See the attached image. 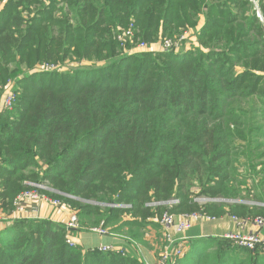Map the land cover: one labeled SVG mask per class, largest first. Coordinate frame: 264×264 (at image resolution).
Listing matches in <instances>:
<instances>
[{
	"label": "trees",
	"instance_id": "trees-1",
	"mask_svg": "<svg viewBox=\"0 0 264 264\" xmlns=\"http://www.w3.org/2000/svg\"><path fill=\"white\" fill-rule=\"evenodd\" d=\"M1 3L0 93L15 82L13 109L0 115L5 215L31 182L48 183L57 193L49 195L78 210L81 223L141 242L159 229L155 219L166 208L264 218L260 207H201L192 197L264 203V0ZM130 27L129 49L191 30L198 45L128 54L117 39ZM68 59L105 63L73 74L28 73ZM173 199L180 203L171 210L149 207ZM0 264L144 263L134 253L70 247L64 226L22 219L0 234ZM172 264H264V251L202 238Z\"/></svg>",
	"mask_w": 264,
	"mask_h": 264
},
{
	"label": "built area",
	"instance_id": "built-area-1",
	"mask_svg": "<svg viewBox=\"0 0 264 264\" xmlns=\"http://www.w3.org/2000/svg\"><path fill=\"white\" fill-rule=\"evenodd\" d=\"M134 36V32L132 27L128 29V31L124 32L122 35L119 36L120 42L125 43L126 40L132 38ZM185 38L177 39L176 41H166L162 45L163 52L168 53L172 51H179L182 47V43L184 42ZM141 48L148 47L144 43L139 45ZM15 102V95L10 91L7 94L4 100L0 102V108L2 112H8L13 109ZM31 189L22 192L17 196L14 202V209L15 211L18 210L19 218L14 214L12 215H5L0 214V221H8V222H15L21 220L22 213L26 211L27 208H31L32 210H37L43 206L44 203L48 204L54 213H56L59 209L63 207V204L60 200H56L52 198L49 194L54 193L55 191L50 187L48 183L43 184H32ZM68 198L75 199L71 196ZM195 203L199 206L204 207L207 204L213 203H221L218 199L212 198H196L194 199ZM223 202H226L223 200ZM229 203H237L238 201H228ZM180 200L173 199L165 203H154L150 206L156 205L157 207L164 205L168 207L169 210L173 209L177 205H179ZM112 209H120V208H127L130 209L131 206L113 204L110 206ZM3 215V216H2ZM263 218V217H262ZM255 218V219H244L242 221H238L237 218L233 217V219L239 223V225H247V224H254L257 228L264 227V218ZM26 219V218H25ZM216 218L205 214L202 210L199 212H195L191 215H181L177 217L174 213L167 212L164 217H162L160 221V226L162 228L163 236L168 241V249L165 253L162 254L160 264H172L175 263L178 259H182L187 254L188 250V238L185 236L186 232L189 231L194 225L196 224H203L205 222L215 221ZM246 220V221H245ZM245 221V222H244ZM243 222V223H242ZM80 228L79 220L76 213H73L67 222L65 229L68 232L67 235V243L70 247L76 246L75 243L72 241V238L69 236V233L72 231H78ZM93 232L100 236H108L110 235L109 231L105 230L104 228L99 227L98 229H94ZM224 239L233 240L235 244L240 248H245L251 251H254L257 248L264 249V239L261 237L260 233L255 232L248 235L243 234H236L230 233L226 234ZM100 252H111L116 254H121L125 256L127 251L124 249L117 248L112 245H101L98 249ZM147 264V262H145Z\"/></svg>",
	"mask_w": 264,
	"mask_h": 264
},
{
	"label": "rangeland",
	"instance_id": "rangeland-1",
	"mask_svg": "<svg viewBox=\"0 0 264 264\" xmlns=\"http://www.w3.org/2000/svg\"><path fill=\"white\" fill-rule=\"evenodd\" d=\"M3 2H4V0H3ZM3 8H4V3H1L0 4V11H2ZM258 16H260V14H258ZM200 18H201V20H200V23H199V25L197 27L198 29H200L202 27L201 25L205 22V20H204L205 17L203 15H201ZM120 30L122 31L121 35L124 32L128 31V29L126 30V29H122V28H120ZM191 31L193 33L192 32H185V33H183V36L180 37V38H183V37L185 38V40H184L185 44L182 45V47L185 48V49H190L193 45H195V46L198 45L197 44V37H196V34H195L196 30H191ZM166 39L167 40H165L164 42L173 41V40H170V38H166ZM117 40L120 42L119 38ZM163 40H160V41H158L156 43H151V44H147L146 43V45L148 47H145V48H141V46H139V45L143 44V42L135 44L134 46H133V44H131L132 48H130V49L128 47H125V43H121L120 42L121 45L124 46V47H122L120 45L119 46L121 48H123L124 51L126 50L128 54H139V53H145V52L162 53L163 52L162 45L164 44V42H161V41H163ZM104 63L105 62H97L95 60H90V59L89 60L88 59H73V60L68 59L65 62H58V63H46L45 62L43 64L36 65L33 69L31 68L28 73L37 72V73H46V74H48V73L58 72V73H61V74H65V73L73 74V73H76L79 70H84L85 71V70H89V69H94L95 67H98V66H103ZM13 69H14V67H13ZM14 84H15V82L12 80V81H10L8 83L7 87H5L2 90V92L0 93V102L5 99V97L7 96L8 93H10L11 90L13 92V89L15 87ZM3 113H5V112H2L1 108H0V115L3 114ZM26 183H27L28 187H32L31 185L34 184V183H31V182H26ZM194 187H197V186H194ZM54 193L57 194L56 192H54ZM199 194H200L199 192H196L192 197H194V199L202 198V197H200ZM55 199L56 200H60L61 203L63 202L59 198L58 199L55 198ZM218 200L221 201V204L229 205V208H231L234 204H243V205H247L250 209H252L253 207H260V208H262L264 210V203L263 202L254 201V200L245 201L244 199H236V201H238L237 203H229L228 202V201H233V200H224V199H218ZM223 200L226 201V202H223ZM87 204H91L93 206H96V205L104 206V207H110L111 205H113V204H103L102 205V204H98V203L93 202V201L87 202ZM0 205H1V203H0ZM63 205H66V204H63ZM150 205H149V207H153V208L156 207L157 208L156 205H154V206H150ZM67 206H69L71 208L70 205H67ZM162 206L164 208H166L164 205H162ZM124 209H127V208H124ZM71 210H72L73 213L77 214V217H78V220H79V226H80V228L78 230L79 232L83 231V233H85V234H93L94 233L93 232L94 229H98L99 227H101V228H104L105 230L109 231L110 235H108V236H112L114 234V232L109 229V228H112L111 226L108 227L107 225L103 226L102 224H100L97 227H95V226H92L90 223H87L89 218L86 219L87 225L81 223V218L79 217V211L76 210L77 211L76 212L72 208H71ZM167 212H168V210L166 208V210L163 212L161 218H159V219L156 218L155 219L159 223V229L152 228V231H153L152 233L145 232V235H144V238H143V242L135 240V239L129 237L128 235L127 236L124 235L125 237L128 238L130 243L133 245V249H134V251L137 254V258L139 260H141V262H143L144 264H146L145 262H147V264H149L148 262L151 263L152 258L155 259L156 262H159L158 264H160V260H161L162 254L165 253L166 250L168 249V241L163 236L162 228L160 226V221H161L162 217H164V215ZM193 213H195V212H181V213H177V214H174V215L177 216V217H180L181 215H191ZM0 214H4L2 209H0ZM263 216H264V211H263ZM256 218H262V217H258L257 216ZM48 220H51V219H48ZM237 220L238 221H242L240 219H237ZM0 223H3V221H0ZM238 225H239V223H238ZM239 226L240 227H246L245 224H243L242 226L241 225H239ZM159 234H160V236H158ZM95 235H97V234H95ZM97 236H100V235H97ZM72 241L75 243L76 247H80V244H77L74 241L73 237H72ZM229 241L232 242L233 245H235V242L233 240H229ZM120 249H122V248L120 247ZM189 250H190V245L188 247V250H186V251L188 252ZM127 254H129L128 251H127Z\"/></svg>",
	"mask_w": 264,
	"mask_h": 264
},
{
	"label": "crops",
	"instance_id": "crops-1",
	"mask_svg": "<svg viewBox=\"0 0 264 264\" xmlns=\"http://www.w3.org/2000/svg\"><path fill=\"white\" fill-rule=\"evenodd\" d=\"M203 25V24H202ZM201 25V26H202ZM14 214L19 218V211L15 209L13 213L10 214L14 216ZM73 214L71 208L67 205H63L61 209H59L56 213L53 212L52 208L44 203L43 206L37 210H32L31 208H27L24 213H22V219H35V220H48L51 219L56 224H60L62 226H66L69 221L71 215ZM21 219V220H22ZM12 225V222L3 221L0 223V234H4L7 232L8 227ZM151 229V228H149ZM153 231L150 230V233ZM259 232L261 237L264 239V227L257 228L254 224H247L246 227H240L238 222H236L232 217L220 216L217 217L215 221L205 222L203 224L194 225L189 231L186 232L185 236L188 238V247L192 241H196L198 239H221L223 240L226 234L236 233L243 235H250L252 233ZM68 235V232H67ZM69 236L73 239L77 244H80V247L84 250H94L97 249L101 245H112L117 248H122L127 250L129 253H134L136 256V252L133 249V245L130 243L127 237L122 234L115 233L112 236H97L93 234H85L83 231H72L69 233ZM227 240V239H224ZM236 245V244H235ZM237 246V245H236ZM245 249V248H243ZM262 249V248H260ZM264 251V249H262ZM141 262V260H140ZM149 264H158L155 259L152 258L151 263Z\"/></svg>",
	"mask_w": 264,
	"mask_h": 264
}]
</instances>
